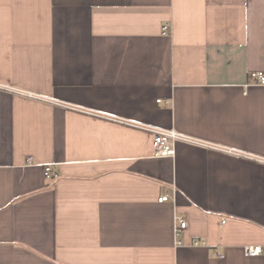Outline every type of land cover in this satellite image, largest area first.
I'll return each instance as SVG.
<instances>
[{
    "label": "crops",
    "instance_id": "0c3cea01",
    "mask_svg": "<svg viewBox=\"0 0 264 264\" xmlns=\"http://www.w3.org/2000/svg\"><path fill=\"white\" fill-rule=\"evenodd\" d=\"M258 71L264 0H0V264H264Z\"/></svg>",
    "mask_w": 264,
    "mask_h": 264
},
{
    "label": "built area",
    "instance_id": "2783aa9c",
    "mask_svg": "<svg viewBox=\"0 0 264 264\" xmlns=\"http://www.w3.org/2000/svg\"><path fill=\"white\" fill-rule=\"evenodd\" d=\"M168 32V27L165 25L162 27V35H167ZM250 78L253 80L255 84L258 85H264V73L262 71L258 72H252L250 74ZM17 94L29 97V98H34L37 96H34L32 94H26L23 92H17ZM143 130L149 132L152 135V146L154 150V156L156 157H174L175 155V145L177 142H188V143H193V144H203L201 142H198L197 140H194L192 138H189L187 136H184L174 130H163L159 128H148L145 126L141 127ZM207 146V145H205ZM31 158H28L27 163H31ZM51 167L50 166H45L44 168V174L46 176L51 175ZM169 200V197L162 196L158 199V202L163 203ZM187 227V222L179 217H175V236L179 237L183 231ZM181 243L178 241L176 245H180ZM262 252V248L260 246H245L243 248V254L245 257H255L260 255ZM218 257L222 258L223 254H218Z\"/></svg>",
    "mask_w": 264,
    "mask_h": 264
}]
</instances>
